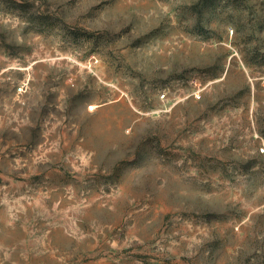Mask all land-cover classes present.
<instances>
[{"label": "rangeland", "instance_id": "rangeland-1", "mask_svg": "<svg viewBox=\"0 0 264 264\" xmlns=\"http://www.w3.org/2000/svg\"><path fill=\"white\" fill-rule=\"evenodd\" d=\"M262 147L264 0H0V264H264Z\"/></svg>", "mask_w": 264, "mask_h": 264}, {"label": "built area", "instance_id": "built-area-1", "mask_svg": "<svg viewBox=\"0 0 264 264\" xmlns=\"http://www.w3.org/2000/svg\"><path fill=\"white\" fill-rule=\"evenodd\" d=\"M200 91H201V88L198 87L195 91L192 92L193 96H195L196 98H199V97L201 96V95H200ZM160 97H161L162 99H166V98H167L166 93H165V92H162V93L160 94ZM261 151H262V152L264 151V148H263V147L261 148Z\"/></svg>", "mask_w": 264, "mask_h": 264}]
</instances>
